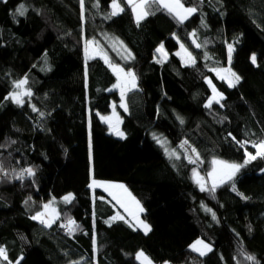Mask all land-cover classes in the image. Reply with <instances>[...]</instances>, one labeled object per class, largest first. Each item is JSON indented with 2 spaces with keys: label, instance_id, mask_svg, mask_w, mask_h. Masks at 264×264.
Listing matches in <instances>:
<instances>
[{
  "label": "trees",
  "instance_id": "trees-1",
  "mask_svg": "<svg viewBox=\"0 0 264 264\" xmlns=\"http://www.w3.org/2000/svg\"><path fill=\"white\" fill-rule=\"evenodd\" d=\"M117 1L124 10L111 16L112 0H84L83 11L80 0H0V247L8 257L0 264H140L138 251L154 264H254L246 255L264 264V159L215 192L193 179L195 168L206 180L214 159L243 164L245 148L255 154L251 142L264 135V0H182L197 9L182 24L153 5L139 25ZM104 33L132 54L123 60L109 51L136 77L127 111L119 110L123 138L98 118L120 100L110 89L116 77L100 58H83L84 39ZM178 41L194 64L175 54ZM161 44L163 61L154 59ZM219 67L240 77L235 87L211 70ZM20 79L31 95L18 105L6 97ZM207 79L224 97L210 108ZM158 138L170 149L187 141L199 160L169 158ZM27 168L34 176L17 179ZM91 174L125 184L147 234L113 219V204L88 188ZM47 201L57 211L50 227L32 219ZM69 219L79 228L71 234L63 230ZM198 238L212 251L191 250Z\"/></svg>",
  "mask_w": 264,
  "mask_h": 264
},
{
  "label": "snow or ice",
  "instance_id": "snow-or-ice-1",
  "mask_svg": "<svg viewBox=\"0 0 264 264\" xmlns=\"http://www.w3.org/2000/svg\"><path fill=\"white\" fill-rule=\"evenodd\" d=\"M80 2H81V9L83 11L84 0H80ZM127 3L132 9V12L136 18V22L138 25H139L140 21L144 20L147 16L154 14L150 11V9L152 8L153 5H155L157 7V10L167 11V13L169 15H171L179 24H182L193 13H195L197 11V9L194 7H185V5L182 3V0H127ZM112 9H113V11L110 14L111 16H115L119 12L124 10L123 8L120 7V4L117 2V0H112ZM20 14L22 15L23 12L21 11ZM192 35L194 36L195 34L193 33ZM92 43H93L92 41L87 42V44H92ZM193 43L195 44V46L197 48L201 47V45L199 43H196L195 40H193ZM180 47H181V50L184 53V55L187 56V63L194 64L195 60L193 59L192 54L190 52H188V50L184 47L183 44H181ZM85 51L87 53V51H88L87 47L85 48ZM124 51L127 53L125 59L132 58L131 52H128L127 49H124ZM156 51L158 53H162L163 52V44H161L160 47H158L156 49ZM232 51H233L232 46L229 45L228 46L229 61L231 60ZM205 55L207 56V54H205ZM104 58H105V61L108 62L106 56ZM183 58L184 57H182V60H183ZM251 59H252L253 63L256 62V57L254 55ZM110 66L113 68L114 72H116V74H117L118 83L114 87H119L121 89V107H124L125 110H127L126 105L123 103V100H124L125 92L136 87L135 74L131 71L125 72L124 69L120 68L117 65H110ZM211 70L215 71L217 78H219L221 80L228 79V86L229 87H235L236 83H238L240 80V77L236 73L232 72L230 68H228V69H211ZM121 73H123V77L121 76ZM229 77H230V79H229ZM206 82L212 88V93H213L212 97L209 98L208 103L205 104L206 108H210L213 103L220 104L221 100H223L224 97L221 93L217 92V90L214 86H212L210 80H206ZM26 83H27L26 80H19V81L15 82L14 87H15V89L20 90V89H23V86ZM30 95H31L30 91H14V92L10 93L9 97H6V99H11L14 103L19 105V104L23 103V100L21 99L22 97L30 96ZM35 110L36 109L33 108V111H35ZM102 119H108V118L102 117ZM180 122L183 123V120L181 119ZM110 127H111V125H110ZM116 131H117L118 135L123 137L122 132H119L118 129ZM233 139L235 140V137H233ZM157 143H161L163 146V144L165 142L158 139ZM237 143L240 144V146L242 148H244L245 145L249 143V141H237ZM185 144H187V141H184L183 144L181 145V147H183V145H185ZM251 146L256 150L255 154L247 151V149L245 148V160H244L243 164L228 163L225 161H220V160H215V159L212 161V165H213L212 170L207 174L208 179L211 180V188L210 189H206V184H205V182H203L204 178L200 177L194 168L193 169V176L196 179V182L198 184H200L201 191L209 190L211 192H215L216 188L219 187L220 185L225 184L229 181H232L233 178L236 176V174L243 167H245L247 164L251 163L252 161H254L258 158L264 159V139H261L259 141H255V142H251ZM165 152L166 153L168 152L167 148H165ZM191 153L193 156H195V159H192L191 157H187V158L189 159L190 163H196L199 160V154L196 152L195 148H191ZM170 155L176 156V153L172 152ZM176 158L179 159L178 156H176ZM0 171H2V168H0ZM262 171H264V169H262ZM25 174H27V176H29V177L34 176V170L32 168L23 169L19 174H17L16 178L22 180V179H24ZM99 186H104V185L99 184L94 179L92 180V183L89 185L90 188L91 187H99ZM104 187H105L106 191L109 188L122 189L123 192L126 193L127 196L131 198L132 203L135 204L136 208L140 212L143 211V208L140 207L139 202L136 201L134 197H131V193L128 192L127 188L123 184H109V185H106ZM232 190L236 191V187H235L234 183L232 184ZM237 194L241 195L242 198L246 199V197H244L243 194H240V193H237ZM63 199L65 202H69L72 199V196H71V194H69L68 196H65ZM117 202L120 203L121 206L125 207L127 210V206L123 201L118 199ZM43 207L45 210H48L50 208V204H45ZM52 211L54 213L55 210L53 209ZM44 215H45V213H37L35 216L32 217V219H34V220L39 219L40 222L45 224L46 227H50L51 221L42 219V217ZM133 216L138 221L137 225H135V226L136 227H142L145 234H147V232L150 231L149 225L144 223V221L139 220L138 216H136L135 213H133ZM55 218L56 217H53V219H55ZM115 218L116 217H114L113 219H115ZM118 218L124 219L123 217H118ZM213 219H215L214 214H213ZM125 222L128 223V221H125ZM129 226L133 227L132 224H129ZM63 227L67 228L69 234L79 230L78 226L75 224V221H73L71 219H69L67 221V223L65 225H63ZM93 243L95 244V236H93ZM197 245H199L200 247H197ZM191 248L193 251L198 252L200 256H204V255H206L207 252L212 251L211 247L209 245L205 244L201 240H197L195 242V244H193L191 246ZM136 258L138 260H141L142 264H151V261L149 260V258L147 256L144 255L143 252H138L136 254ZM245 258L248 261H253L254 264H258V262H256V258L252 255H246ZM0 259H3V260L8 259L6 250L3 247H0ZM17 264H19V261H17ZM77 264H78V262H77Z\"/></svg>",
  "mask_w": 264,
  "mask_h": 264
},
{
  "label": "rangeland",
  "instance_id": "rangeland-1",
  "mask_svg": "<svg viewBox=\"0 0 264 264\" xmlns=\"http://www.w3.org/2000/svg\"><path fill=\"white\" fill-rule=\"evenodd\" d=\"M186 7V6H185ZM131 8V7H130ZM110 9H111V12L113 11V9H112V2H111V4H110ZM132 10V9H131ZM135 22H136V20H135ZM137 23V22H136ZM190 39H191V41L193 42V40H194V38H193V36L192 35H190ZM88 41H92L93 43L92 44H87V42ZM181 44H183L182 42H180V41H178V48L176 49V51H175V54L180 58V60H181V62H182V64H184V65H190L189 63H187V56H185L184 55V53L182 52V50H181V47H180V45ZM194 44V43H193ZM184 45V44H183ZM87 47V49H88V51H87V53H86V51H85V48ZM158 47H160V45L158 46ZM157 47V48H158ZM184 47L187 49V47L184 45ZM156 48V49H157ZM124 49H127L125 46H124V44L120 41V40H118V39H116L115 37H113V36H111V35H109V34H102L101 35V38H100V40H95V39H84V41H83V49H82V51H83V58H84V62H86L87 60H89L90 58H94V57H98V58H100L102 61H104L108 66H109V68L112 70V72L114 73V75H115V77H116V82L114 83V85H112V87H110V89L111 90H117L118 91V93H119V97H120V100L117 102V103H111V107H110V112L108 113V114H105V115H103V114H98V118H99V120L100 121H102L103 123H105L106 125H107V127H108V130H109V132H111L114 136H116V137H118V138H123L124 137V133L122 132V130H121V123H122V117L120 116V114H119V110H122V111H124V112H126L127 110H125V108L124 107H121V89L119 88V87H114L117 83H118V80H117V74H116V72H114V70H113V68L110 66V65H117V64H114V63H112V61L110 60V55H109V51H111V52H113L116 56H118V57H120L121 59H123V60H125V57H126V55H127V53L124 51ZM188 50V49H187ZM128 51V50H127ZM129 52V51H128ZM188 52H190L189 50H188ZM179 53V54H178ZM191 53V52H190ZM229 54V53H228ZM106 56V58H107V61L108 62H106L105 61V57ZM168 56H169V53L165 50V48H164V46H163V52L162 53H158L156 50H155V54H154V59L155 60H159V61H163V60H166L167 58H168ZM182 57H184L183 58V60H182ZM192 57H193V59H194V56L192 55ZM117 66H119V65H117ZM120 68H122L121 66H119ZM123 69V68H122ZM216 69H228L227 67H219V68H216ZM124 71L125 72H127V71H131V70H125L124 69ZM132 72V71H131ZM215 72V71H214ZM121 76L123 77V73H121ZM229 79H230V77H229ZM21 80V79H20ZM207 80H209V79H207ZM19 81V80H18ZM226 83H228V79H225L224 80ZM17 82V81H16ZM15 84V83H14ZM14 84H13V91L12 92H14V91H26V89H25V87L23 86V89H20V90H18V89H15V87H14ZM135 84H136V80H135ZM211 84H212V82H211ZM209 85V84H208ZM212 86H214L213 84H212ZM210 87V86H209ZM133 89V88H132ZM210 90H211V95H210V97H212V95H213V93H212V88L210 87ZM217 90V89H216ZM130 91V90H129ZM11 92V93H12ZM127 92L128 91H126L125 92V96H124V100H123V103L126 105V99H125V97H126V94H127ZM217 92H219L218 90H217ZM220 93V92H219ZM209 97V98H210ZM26 98H28V96H24V97H22L21 99L22 100H24V99H26ZM209 100V99H208ZM207 103H208V101H207ZM206 103V104H207ZM126 109H127V105H126ZM102 117L103 118H108V119H102ZM110 125H111V127H110ZM118 129V131L119 132H122L123 133V137H121L120 135H118L117 134V130ZM90 119L88 118V135H89V138H88V149H89V160H90V168H91V161H92V154H91V143H90ZM159 140H161V141H163V142H165L164 144H163V146H162V144L161 143H159L161 146H162V148L164 149V151H165V148H167V150H168V152L166 153V155L169 157V158H176V156H180L181 154H183L184 155V157H185V159L187 160V161H189V159L187 158V157H191L192 158V156H191V154H190V152L188 151V149H187V147L186 146H184L183 145V147H181V145L177 148V149H170L169 147H168V145H167V142L164 140V139H162V138H158ZM172 152H175L176 153V156H171L170 154L172 153ZM217 160V159H216ZM221 161V160H220ZM228 163H231V162H228ZM212 167H213V165H212ZM200 176V175H199ZM201 177V176H200ZM96 180L99 184H101V185H104V186H106V185H109V184H123V183H121V182H116V181H111V180H102V179H96V178H94L93 176H92V174L90 175V181H89V183H88V188L90 189V191H91V193H92V196L93 197H95V196H99V197H103V198H106V199H108L112 204H113V206L115 207V209H116V212H115V215H114V217H116L115 219H119L118 217H123L124 219H130L131 220V222H132V224L135 226V225H137V223H138V221H137V219H135L134 218V216H133V213H135L136 214V216H138V218H139V220H142V221H144L142 218H141V213L143 212H140L137 208H136V206H135V204L134 203H132V200H131V198L130 197H128L127 196V194L126 193H124L123 192V190L122 189H117V188H109L107 191L105 190V187L104 186H99V187H89V185L92 183V180ZM193 179L195 180V182H196V179L194 178V176H193ZM203 182H205V184H206V189H208V188H211V180H209L208 179V177H207V179L206 180H204ZM197 183V182H196ZM198 184V183H197ZM124 186H125V184H123ZM198 186L200 187V184H198ZM126 187V186H125ZM127 188V187H126ZM127 190H128V192L129 193H131L130 191H129V189L127 188ZM69 194H71V196L73 197V195H72V193L71 192H69V193H67V194H65L64 196H63V198L65 197V196H68ZM115 197V198H114ZM131 197H134L135 198V200L136 201H138L137 199H136V197L135 196H133L132 195V193H131ZM121 200V201H123L125 204H126V206H127V210H126V208L125 207H122L121 206V204L120 203H118L117 202V200ZM64 200V199H63ZM139 202V201H138ZM45 204H50V208L48 209V210H45L44 209V207H43V209H42V211L40 212V213H45V215L42 217V219H44V220H49V221H51V223H53L54 222V220L56 219H53V217H57V211H56V209H55V207H54V205H53V203L51 202V201H47ZM139 205H140V207L142 208V206H141V203L139 202ZM55 210L54 211V213H53V211L52 210ZM113 217V218H114ZM37 221H40L39 219H36ZM144 223H146L147 224V222H145L144 221ZM148 225V224H147ZM136 227V226H135ZM150 227V226H149ZM136 228H138V230H140L141 232H143L144 234H145V232L143 231V228L142 227H136ZM149 232V231H148ZM147 232V233H148ZM197 240H201V241H203L205 244H207V245H209L210 247H211V249H212V246L209 244V243H207L206 241H204V240H202L201 238H198V239H196V240H194L191 244H190V249L192 250V248H191V246L193 245V244H195V242L197 241ZM197 247H200L199 245H197ZM138 252H142V251H138ZM137 252V253H138ZM195 252V251H194ZM136 253V254H137ZM144 253V252H143ZM197 254H199L198 252H196ZM208 253V252H207ZM206 253V254H207ZM144 255L145 256H147L145 253H144ZM148 257V256H147ZM149 258V257H148ZM137 259V258H136ZM138 260V259H137ZM149 260L151 261V264H154L153 262H152V260L149 258ZM138 262L140 263V264H142V261L141 260H138ZM15 264V263H14ZM161 264H169L168 262H165V263H161Z\"/></svg>",
  "mask_w": 264,
  "mask_h": 264
},
{
  "label": "crops",
  "instance_id": "crops-1",
  "mask_svg": "<svg viewBox=\"0 0 264 264\" xmlns=\"http://www.w3.org/2000/svg\"><path fill=\"white\" fill-rule=\"evenodd\" d=\"M126 3H127V0H124ZM118 2V1H117ZM119 3V2H118ZM120 4V3H119ZM128 4V3H127ZM120 7H121V5H120ZM133 13V12H132ZM133 16H134V14H133ZM134 20H136V18H135V16H134ZM126 220H128L129 222H131V220L130 219H126ZM131 224H132V222H131ZM133 225V224H132ZM134 226V225H133ZM135 227V226H134ZM136 228V227H135ZM138 229V228H137ZM144 231V230H143Z\"/></svg>",
  "mask_w": 264,
  "mask_h": 264
},
{
  "label": "built area",
  "instance_id": "built-area-1",
  "mask_svg": "<svg viewBox=\"0 0 264 264\" xmlns=\"http://www.w3.org/2000/svg\"><path fill=\"white\" fill-rule=\"evenodd\" d=\"M262 139H264V135H263ZM63 230L64 231H67V228L66 227H63Z\"/></svg>",
  "mask_w": 264,
  "mask_h": 264
}]
</instances>
